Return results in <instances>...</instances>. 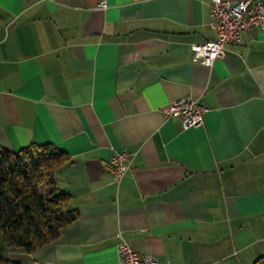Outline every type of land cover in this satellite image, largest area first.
I'll return each instance as SVG.
<instances>
[{"label":"crops","instance_id":"1","mask_svg":"<svg viewBox=\"0 0 264 264\" xmlns=\"http://www.w3.org/2000/svg\"><path fill=\"white\" fill-rule=\"evenodd\" d=\"M211 0H0V146L50 143L77 217L8 255L25 264H117L119 237L158 264L264 259V29L201 64ZM207 107L184 127L164 107ZM115 150L132 159L116 180Z\"/></svg>","mask_w":264,"mask_h":264},{"label":"trees","instance_id":"2","mask_svg":"<svg viewBox=\"0 0 264 264\" xmlns=\"http://www.w3.org/2000/svg\"><path fill=\"white\" fill-rule=\"evenodd\" d=\"M67 160V153L50 143H30L18 151L0 146V264H25L8 251L32 252L77 217L55 181Z\"/></svg>","mask_w":264,"mask_h":264},{"label":"built area","instance_id":"3","mask_svg":"<svg viewBox=\"0 0 264 264\" xmlns=\"http://www.w3.org/2000/svg\"><path fill=\"white\" fill-rule=\"evenodd\" d=\"M96 7L105 9L107 0H97ZM211 19L208 25L215 37L202 43L191 45L194 57L204 65H209L217 57L226 53V45L241 41L243 31L264 29V0H211ZM167 116L177 115L184 127L196 126L203 122L207 107L198 99L182 97L164 107ZM131 155L125 150H115L105 165L114 178L120 180L130 166ZM117 264H158L150 253L134 251L125 239L119 237L116 244Z\"/></svg>","mask_w":264,"mask_h":264},{"label":"rangeland","instance_id":"4","mask_svg":"<svg viewBox=\"0 0 264 264\" xmlns=\"http://www.w3.org/2000/svg\"><path fill=\"white\" fill-rule=\"evenodd\" d=\"M10 258H12L11 256H14V255H8ZM13 259V258H12ZM14 260H16V259H14Z\"/></svg>","mask_w":264,"mask_h":264}]
</instances>
